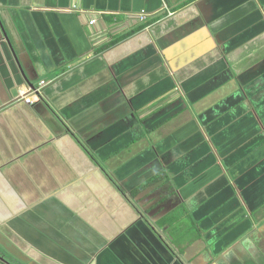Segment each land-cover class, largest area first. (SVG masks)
<instances>
[{
  "label": "crops",
  "instance_id": "crops-1",
  "mask_svg": "<svg viewBox=\"0 0 264 264\" xmlns=\"http://www.w3.org/2000/svg\"><path fill=\"white\" fill-rule=\"evenodd\" d=\"M0 249L264 264V0H0Z\"/></svg>",
  "mask_w": 264,
  "mask_h": 264
},
{
  "label": "built area",
  "instance_id": "built-area-1",
  "mask_svg": "<svg viewBox=\"0 0 264 264\" xmlns=\"http://www.w3.org/2000/svg\"><path fill=\"white\" fill-rule=\"evenodd\" d=\"M144 17L142 16V21H145L147 15L143 13ZM45 86V83L41 84L40 89H32L30 92L20 91L19 96L23 100L26 105H33V98L37 95H40L41 89Z\"/></svg>",
  "mask_w": 264,
  "mask_h": 264
},
{
  "label": "flooded vegetation",
  "instance_id": "flooded-vegetation-1",
  "mask_svg": "<svg viewBox=\"0 0 264 264\" xmlns=\"http://www.w3.org/2000/svg\"><path fill=\"white\" fill-rule=\"evenodd\" d=\"M159 239L162 243L164 242L163 238L159 237ZM0 264H25V261H23L19 256H11L6 251L0 249Z\"/></svg>",
  "mask_w": 264,
  "mask_h": 264
},
{
  "label": "rangeland",
  "instance_id": "rangeland-1",
  "mask_svg": "<svg viewBox=\"0 0 264 264\" xmlns=\"http://www.w3.org/2000/svg\"><path fill=\"white\" fill-rule=\"evenodd\" d=\"M169 225L179 226L180 225L179 217H176L172 221H170Z\"/></svg>",
  "mask_w": 264,
  "mask_h": 264
},
{
  "label": "trees",
  "instance_id": "trees-1",
  "mask_svg": "<svg viewBox=\"0 0 264 264\" xmlns=\"http://www.w3.org/2000/svg\"><path fill=\"white\" fill-rule=\"evenodd\" d=\"M138 193H139V191L136 194H138Z\"/></svg>",
  "mask_w": 264,
  "mask_h": 264
},
{
  "label": "water",
  "instance_id": "water-1",
  "mask_svg": "<svg viewBox=\"0 0 264 264\" xmlns=\"http://www.w3.org/2000/svg\"><path fill=\"white\" fill-rule=\"evenodd\" d=\"M34 88V87H33Z\"/></svg>",
  "mask_w": 264,
  "mask_h": 264
}]
</instances>
